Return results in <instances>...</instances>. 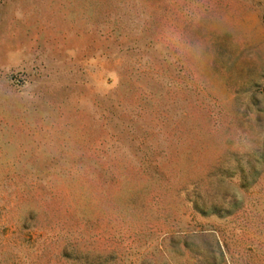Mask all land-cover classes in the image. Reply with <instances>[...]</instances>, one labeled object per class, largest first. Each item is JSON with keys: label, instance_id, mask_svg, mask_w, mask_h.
Returning <instances> with one entry per match:
<instances>
[{"label": "rangeland", "instance_id": "rangeland-1", "mask_svg": "<svg viewBox=\"0 0 264 264\" xmlns=\"http://www.w3.org/2000/svg\"><path fill=\"white\" fill-rule=\"evenodd\" d=\"M0 264H264V0H0Z\"/></svg>", "mask_w": 264, "mask_h": 264}]
</instances>
